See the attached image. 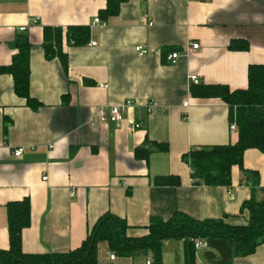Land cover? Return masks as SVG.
I'll list each match as a JSON object with an SVG mask.
<instances>
[{
    "label": "crops",
    "instance_id": "crops-1",
    "mask_svg": "<svg viewBox=\"0 0 264 264\" xmlns=\"http://www.w3.org/2000/svg\"><path fill=\"white\" fill-rule=\"evenodd\" d=\"M104 7L105 0H0V66L10 64L15 42L27 37L29 91L42 105L28 109L11 78L0 75V250L8 249L5 205L24 198L31 209L30 226L22 231L26 254L78 248L104 214L137 229L176 213L247 223L241 205L252 192L239 169H231L229 190L193 186L182 156L194 147L237 141L225 103L192 97L190 78L230 91L247 88L248 66L264 65V0H128L117 16L92 25ZM68 26H89L95 45L64 44V73L58 60L43 56L42 28ZM232 41L247 42V50H230ZM136 47L147 54L140 56ZM171 53L180 55L175 65L167 60ZM124 101L133 105L118 123L96 119L99 109ZM138 148L150 152L146 160L135 157ZM16 149L21 156L14 157ZM243 167L257 172L255 196L264 199V154L246 150ZM166 176H177L180 185H154ZM203 253L196 251L194 264H208ZM111 255L100 243L97 264L152 263L151 255H116L113 261ZM160 261L184 264L183 242H164ZM232 264H264V243Z\"/></svg>",
    "mask_w": 264,
    "mask_h": 264
},
{
    "label": "trees",
    "instance_id": "trees-1",
    "mask_svg": "<svg viewBox=\"0 0 264 264\" xmlns=\"http://www.w3.org/2000/svg\"><path fill=\"white\" fill-rule=\"evenodd\" d=\"M128 0H105V7L98 11L99 21L106 23L118 15L122 4ZM205 1V0H200ZM89 26L43 27L42 51L46 60L56 59L62 71L67 72V55L63 45L84 47L90 43ZM16 53L8 65L0 66V75L9 76L16 97L25 106L39 110L42 105L30 95V50L31 45L25 36L15 42ZM230 50H247L245 41H232ZM92 86L94 83L84 81ZM191 96L200 99H220L228 109L229 125H234L238 139L234 144L194 147L182 156L190 170L193 186L209 188L231 187V169L237 167L247 185L251 188V198L243 202L241 211L248 214L245 225H230L221 219L195 220L187 215L176 213L168 220L151 218L143 229L131 228L125 220L112 214H104L88 231L82 244L67 253L26 254L22 251V231L30 226V201L10 202L5 205L8 231V249L0 250V264H97V247L106 243L114 257H134L151 255V264H160L163 243L180 240L184 245V264H194L196 249L193 242L221 240L228 244L232 264L235 258L252 255L264 243V199H256L259 190L257 172L243 167L246 150L255 149L264 154V65L253 64L247 69V88L230 91L225 85H192ZM156 151L166 152L167 145H155ZM149 151L138 148L135 157L146 160ZM159 188H175L180 185L177 176L158 177L153 181ZM141 230L138 236L129 232Z\"/></svg>",
    "mask_w": 264,
    "mask_h": 264
},
{
    "label": "built area",
    "instance_id": "built-area-1",
    "mask_svg": "<svg viewBox=\"0 0 264 264\" xmlns=\"http://www.w3.org/2000/svg\"><path fill=\"white\" fill-rule=\"evenodd\" d=\"M100 21L99 19H95L92 22V25L98 24ZM141 22H143L144 24L151 26V23L148 22L146 17H142L141 18ZM26 29L24 27H21L19 29L20 32L25 31ZM88 45L93 46L95 45L94 43H89ZM190 48L192 50H197L199 48V46L197 44H192L189 45ZM135 51L140 55L143 56L145 54H147V51L145 49H143L142 47H136ZM180 55L178 53H171L168 57L167 60L170 62L171 65H175L177 60L179 59ZM190 83L191 85H198V79H196L195 77H191L190 78ZM132 102L131 101H124L121 104L118 105H113L110 106L108 108V111H104L103 109H99L96 112V119L100 122V123H105V122H110V123H118L119 121L122 120L123 115H125L127 113V111L132 107ZM151 106V105H149ZM184 106H187V103L184 104ZM140 128V124H132L130 129L134 130V129H139ZM230 131H236V127L234 125H230ZM22 154V149H16L13 152L14 157H19ZM194 248L197 251H206L209 248L208 242L202 241V240H196L193 242ZM109 259L111 261H113L115 259L114 255H111L109 257ZM146 264H151V260L146 261Z\"/></svg>",
    "mask_w": 264,
    "mask_h": 264
},
{
    "label": "water",
    "instance_id": "water-1",
    "mask_svg": "<svg viewBox=\"0 0 264 264\" xmlns=\"http://www.w3.org/2000/svg\"><path fill=\"white\" fill-rule=\"evenodd\" d=\"M209 248L203 253V258L208 264H228L230 260V249L226 242L221 240H210Z\"/></svg>",
    "mask_w": 264,
    "mask_h": 264
},
{
    "label": "rangeland",
    "instance_id": "rangeland-1",
    "mask_svg": "<svg viewBox=\"0 0 264 264\" xmlns=\"http://www.w3.org/2000/svg\"><path fill=\"white\" fill-rule=\"evenodd\" d=\"M201 253H203V251H201Z\"/></svg>",
    "mask_w": 264,
    "mask_h": 264
}]
</instances>
